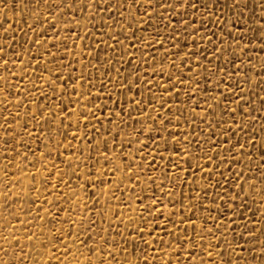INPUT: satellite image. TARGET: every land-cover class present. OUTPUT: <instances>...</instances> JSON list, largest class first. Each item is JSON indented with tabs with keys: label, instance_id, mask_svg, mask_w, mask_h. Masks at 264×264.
Returning <instances> with one entry per match:
<instances>
[{
	"label": "rangeland",
	"instance_id": "374dc122",
	"mask_svg": "<svg viewBox=\"0 0 264 264\" xmlns=\"http://www.w3.org/2000/svg\"><path fill=\"white\" fill-rule=\"evenodd\" d=\"M0 264H264V0H0Z\"/></svg>",
	"mask_w": 264,
	"mask_h": 264
},
{
	"label": "bare ground",
	"instance_id": "6f19581e",
	"mask_svg": "<svg viewBox=\"0 0 264 264\" xmlns=\"http://www.w3.org/2000/svg\"><path fill=\"white\" fill-rule=\"evenodd\" d=\"M23 183H25V182H23ZM26 184H27V183H26ZM26 184H25V185H26ZM23 185H24V184H23ZM25 185H24V186H25Z\"/></svg>",
	"mask_w": 264,
	"mask_h": 264
}]
</instances>
